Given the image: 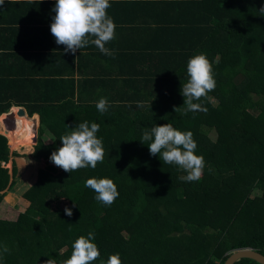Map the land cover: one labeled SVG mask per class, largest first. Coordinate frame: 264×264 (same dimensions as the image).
Returning a JSON list of instances; mask_svg holds the SVG:
<instances>
[{
    "label": "trees",
    "instance_id": "16d2710c",
    "mask_svg": "<svg viewBox=\"0 0 264 264\" xmlns=\"http://www.w3.org/2000/svg\"><path fill=\"white\" fill-rule=\"evenodd\" d=\"M161 2L173 16L145 34L156 43L121 56L122 98L48 104L1 74L0 117L14 106L38 114L31 158L60 173L40 170L26 211L0 219V264L264 255V0ZM20 157L0 135V206L18 183L5 165Z\"/></svg>",
    "mask_w": 264,
    "mask_h": 264
},
{
    "label": "crops",
    "instance_id": "0c3cea01",
    "mask_svg": "<svg viewBox=\"0 0 264 264\" xmlns=\"http://www.w3.org/2000/svg\"><path fill=\"white\" fill-rule=\"evenodd\" d=\"M161 3V0H0V76L8 71V79L20 87L13 86V90L21 93L34 90L38 92L36 101L45 96L55 98L48 104L66 101L89 104L99 98H122L126 88L116 82L122 79L125 61L121 56L127 49L144 44L146 33L158 31L161 23L173 16L171 8ZM155 43L152 39L146 45ZM32 81L37 85H32ZM19 108L24 114L18 112ZM12 109L17 111L10 117L14 124L16 120L25 122L26 127L30 123L35 129L37 120L40 125L38 114L32 116L34 121L25 107ZM8 145L13 149L11 142ZM38 162L41 167L29 187L36 184L40 170L60 173L55 165ZM11 196L17 198L14 192Z\"/></svg>",
    "mask_w": 264,
    "mask_h": 264
},
{
    "label": "rangeland",
    "instance_id": "374dc122",
    "mask_svg": "<svg viewBox=\"0 0 264 264\" xmlns=\"http://www.w3.org/2000/svg\"><path fill=\"white\" fill-rule=\"evenodd\" d=\"M213 100V99H212ZM11 113L7 114V115H2L0 117V135L4 136L8 142L10 143L9 138L7 137V131L11 132V131H16L17 129V123L18 121L14 124L12 120L8 119L11 117V115H15V113L17 111H15L14 109L10 110ZM33 117H30V119H32ZM34 119V118H33ZM35 121V119H34ZM36 122V126L35 129L30 126V123H28V126L26 127L27 124H25V122H20V129H18L19 133L21 134H26L28 136V143L27 145L32 144L31 147H22L20 149H16L13 146H11L13 149H11V152H16L19 155H21L22 160L20 159H15L18 160V166L17 167V176H18V183H17V188L14 189V193H16L17 198L14 199L13 196H11L10 192L6 195V197L4 198V202L2 203V205L0 206V219L1 220H6V221H15L18 218V215L20 213H23L26 211V209L28 208V203L22 200L23 194L31 187L28 186V183H32L35 181L36 179V174H37V170L41 167L39 166V162L37 164V160L31 158L35 147L38 144V140H39V127L40 125H38L37 120ZM4 124V125H3ZM17 132V131H16ZM43 143L48 145L50 143L53 142V136L50 135V133H46L44 135V137L42 138ZM10 145V144H9ZM12 145V144H11ZM15 160L12 159V162L15 163ZM33 163V165H36L35 167L31 164ZM15 163V164H17ZM12 163L9 162L7 165H5V168L9 170L10 175L12 174ZM192 170L198 174V175H202L203 171L197 167H193L192 166ZM24 175L25 178H22V176ZM20 181H22L23 183H19ZM28 181V182H27Z\"/></svg>",
    "mask_w": 264,
    "mask_h": 264
},
{
    "label": "water",
    "instance_id": "95a60500",
    "mask_svg": "<svg viewBox=\"0 0 264 264\" xmlns=\"http://www.w3.org/2000/svg\"><path fill=\"white\" fill-rule=\"evenodd\" d=\"M18 112L20 114H24L23 109L19 108ZM10 120L13 121L12 118ZM242 258H251L253 260L258 261L261 264H264V255L256 252L252 249H244L234 252L226 261L224 264H234L236 261L242 259Z\"/></svg>",
    "mask_w": 264,
    "mask_h": 264
},
{
    "label": "bare ground",
    "instance_id": "6f19581e",
    "mask_svg": "<svg viewBox=\"0 0 264 264\" xmlns=\"http://www.w3.org/2000/svg\"><path fill=\"white\" fill-rule=\"evenodd\" d=\"M16 122H17V120H16ZM17 124H18L17 128H16L17 132L16 131H11V132L7 131V137L10 139L12 146L14 145V147L16 149H20V148L25 147L27 145L28 136L26 134L23 135V134L18 132L19 131L18 129H20V127H19L20 122L18 121Z\"/></svg>",
    "mask_w": 264,
    "mask_h": 264
}]
</instances>
